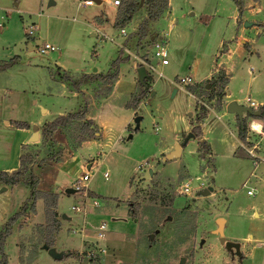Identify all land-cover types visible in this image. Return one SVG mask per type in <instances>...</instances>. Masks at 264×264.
Returning a JSON list of instances; mask_svg holds the SVG:
<instances>
[{"label":"rangeland","instance_id":"obj_1","mask_svg":"<svg viewBox=\"0 0 264 264\" xmlns=\"http://www.w3.org/2000/svg\"><path fill=\"white\" fill-rule=\"evenodd\" d=\"M54 1L53 4H48V0H0V13L3 15L0 20L4 22V27L0 28V60L16 57V61L10 66L0 69L1 84L6 83V80L12 81L10 76H14L16 81L11 82L10 86H23L26 89L30 87L26 81H31L33 77L37 80L49 78L52 81L50 97H43V91L38 87L31 93L36 105L46 101L55 108L74 106L71 110L80 113L65 127L53 129L44 127L45 123L38 127L39 141L25 153V168L20 172L22 181H28L27 175L31 172L35 191L32 196H29V185L0 182V225L26 202L25 211L11 226L13 232L10 230L9 234H13H8L3 242L6 262L7 256L9 264L17 256L12 244L14 237H30L31 242L40 244L45 235L50 233L45 226V199L39 197L41 193L47 192L42 186H38L40 179L43 181V171H47L54 163L69 162L74 158L80 162H84L87 157L99 158V155H95V150L91 151L87 146H83L78 153L74 154V151L82 139L93 138L97 132L94 127L93 131L86 128L84 113L89 112L101 96H105L111 82H93L85 88L86 95L81 92L77 97L71 98L69 93H60H65L66 88L72 87L58 77L55 61L65 67L66 74L77 79L89 64L92 65L90 71L92 68L103 70L116 57V50L120 49L121 55H127L129 48L141 55L142 63L139 66L148 70L145 64L154 62L155 44L164 43L168 65L162 69L164 76L149 86L152 94L148 92L146 102L140 107L138 128L134 129L131 122L123 132L121 142L110 154L112 159L98 166L87 181L76 183L77 190L74 193H61L58 200L56 198L58 209L71 217L70 221H66L68 228H65L66 225L60 226L58 216L59 227L56 232L59 233L53 234L54 237L56 234L59 242L56 250L61 252L68 249L69 253L61 259L51 260L40 250L39 253L44 255L45 260L38 257L33 264H82L84 258V264H264V117L253 118L247 113L241 114L245 136L243 140L237 137L233 155L228 153V145L232 144L231 136L225 134L227 130L219 129L211 137L212 140L209 139L211 144L209 143V149L203 157L197 152L198 141L202 138L189 137L181 146L178 157L163 160L158 149L172 142L171 135H166L161 127L157 132L153 129V122L161 125L159 117L168 109L170 115L181 113L185 118L190 112L187 109L190 98L179 89L172 95L175 85L170 84L167 79L181 84L179 78L189 73L188 65L195 67L198 74L203 76L216 66V61L224 63L208 79L201 81L197 90L190 87L197 103L190 112L191 116L194 114L196 117L195 121L203 112L207 114L221 109L226 111L227 102L222 101L219 87L226 78V69L232 74L225 87L230 97L249 96L255 102L264 101V0H171L167 16H164L162 10L156 18L146 19L143 38L139 37L142 30L139 29V23L147 15V0H136V10L131 15V20L121 28L113 27V20L122 0L116 6L105 0L93 1L87 5L78 0ZM110 9L113 15L110 23L113 33L107 36L100 32L90 35L93 31L79 21L83 13L111 15ZM235 10L236 26L231 23ZM243 20L248 21L245 26ZM32 21L38 26L40 24L39 31H35L33 37L38 36L42 43L53 44L56 50L54 47V51L44 54L27 50V43L31 39L26 31L29 23L34 31ZM240 27L245 29V37L252 38L251 45L244 40L242 45L247 51L240 53L239 47L227 51L231 47V38ZM121 29L123 33L120 32ZM106 38L114 39L118 45L106 41ZM221 39L223 43L218 48V41ZM119 64L118 67H124L123 62ZM167 74L172 75L169 77ZM220 74L223 78L219 77ZM254 75L255 78L249 81V77ZM136 91H139V87ZM209 95L213 96L212 99H209ZM260 107L251 108L259 110ZM34 111V118L53 119L46 113H41L36 106ZM53 112L51 109V116L55 115ZM236 118L234 115V124L227 125L231 132L236 130L237 136ZM253 122L260 124V132L252 131ZM43 129L46 136L42 138ZM178 137L180 144L185 135L181 138L179 133ZM141 158L149 164L144 165L137 175V170L132 172L131 167ZM76 165L77 163L72 164L67 172L73 179L77 173ZM146 167L151 169V174L139 179L136 186L137 177L147 173ZM104 172L106 178L103 176ZM186 181L189 182L188 191L179 192L180 185ZM81 183L86 184V189L98 192L102 197L96 201L98 205L105 207H115L114 204L118 202L116 199L125 200L129 191L125 203L130 212L127 213L126 222H114L109 215L95 216L96 207L91 206V199L86 200L89 205L85 208L88 215H91V222L86 228L95 236L102 232L104 239L100 240V244L86 245L87 248L82 253L75 254L81 243L80 235L78 231L71 229L79 227L80 213L77 209L71 210L70 206H83V188L78 186ZM208 186L212 190L202 194ZM246 190H250L251 195H247ZM105 200L107 203H104ZM253 201H256V207L252 206ZM252 210L257 211L259 216L248 218ZM219 217L225 221L222 227L223 238L225 241L239 243L240 255H237L234 248L222 245L213 232ZM102 222L105 223V228L99 229L98 225ZM260 233L262 243L243 241L244 237L249 239L250 234L254 238ZM35 247L31 245L24 254V259L31 258ZM181 257L183 262L180 263Z\"/></svg>","mask_w":264,"mask_h":264},{"label":"crops","instance_id":"obj_2","mask_svg":"<svg viewBox=\"0 0 264 264\" xmlns=\"http://www.w3.org/2000/svg\"><path fill=\"white\" fill-rule=\"evenodd\" d=\"M100 1L101 0H99V2ZM105 1L109 4H112L115 6L117 5V4H113L112 0H105ZM54 2L55 1L53 0V3ZM78 2H80V0H78ZM53 3H51V4H53ZM170 4H171V0H167V5L162 11L164 16H167L169 14ZM84 5H87V4H84ZM110 11H111V9H110ZM37 14L40 15V13H37ZM80 14H82V13H80ZM2 17H3V15L0 13V19ZM236 17H237V10H235L233 12V17L231 19V23L232 24L235 23V26H236V20H235ZM112 18H113L112 11H111V15H108L106 13H103V14L102 13H90V14L83 13L81 18L79 19V21L82 22L83 24H85L86 27H88L89 29H91L93 31V32H90V35H94V33L100 32V33H104L107 36L108 34L113 33V30L110 26V23L113 20ZM131 18L128 21H126V23H128L131 20ZM72 19H74V18H72ZM32 22H34V21H32ZM244 26H245V24H244ZM2 27H4V22L0 20V28H2ZM33 27H34L33 28L34 31H32V33H31V37H30L31 41H30V43H27V50H29V51L36 50L37 45H35V48L33 49L32 44H34L36 40H39L38 36L33 37V33L35 31H39L40 24L38 26V24L36 22H34ZM244 32H245V29L240 27V29L236 32V34L231 38V40H232V42L230 43L231 45L229 44V46H231V47H229L227 49V51H231V48H233V47L237 48V49L239 47L240 53L247 51L243 47L244 45H242V42H244V40H245L247 42V44L251 45L250 42H252L251 41L252 38L245 37ZM37 35H38V32H37ZM164 35L165 34L163 33V39H164V42L166 43V39H165ZM222 40L223 39L218 41V48L220 47V44L223 43ZM17 41H19V40H17ZM106 41L112 42L115 46L118 45V42H116L114 39L110 40V39L106 38ZM51 45H53V44H51ZM55 50H56V47H55ZM117 51L118 50H116V52ZM121 57L126 58V60L123 62L124 67L123 68L121 66H119L120 68L118 67L116 78L111 83L109 91L105 94V96L103 95L98 99L97 104H93V106H91V108L89 109V112L84 113L85 120H91L93 123L91 128H93V127L96 128L97 132L94 133L93 138L82 139L79 142L78 147L74 151V154L78 153L83 146H87L88 148L91 149V151L95 150V155H99V158L94 159L93 157H87V158H85L84 162H83V160L81 162L76 161V158H74L72 161H69V162L63 161V162L54 163V164L50 165L51 167L50 166L48 167L50 170L47 169V171H45V170L43 171V174H42L43 181H42V179H40L38 186H42V188H44V190L47 192H52V193L57 194V200H58L59 195L61 193H64L63 190L66 187L77 186L76 183H78L80 181L79 178L85 172H87V174H88V178H87V180H88L91 173H94L97 170L98 166H100L104 161L108 162V160L112 159L110 157V154L113 152L114 147L117 144H119V142H121L122 134L125 131V129L129 127V124L131 122H133V124H134V129L138 128L139 121L137 124H135L133 119L135 116H137L139 114L138 112L140 111L141 105L146 102L147 96L149 95L148 92L150 89H148V91L145 92V94L139 100L138 105L135 108L126 106V104L131 99V96L137 92L136 90L138 88V86H137L138 82H137V78H136L137 76H135L136 75V68L142 63V59L140 58L141 55L139 56L138 53H135L134 51H132L129 48H127V55L126 54L121 55ZM176 60H178L177 57H176ZM55 62L56 63L54 64V66L58 67L60 70L66 71L64 69L65 68L64 66L59 64L57 61H55ZM110 62H111V60L109 61L107 68L100 70V71H97V69H95V68H92V71H90V68L92 65L89 64L87 66L86 70H83V72H81V74H104L107 71ZM216 62H217L216 66L212 70H209L208 72H206L203 76H200V74H198V72L195 70V67H190V65H188L187 70H189V73L192 72V74L188 73V74L182 75L180 78L186 77L187 81L186 82H180L179 81L181 84H178L177 81L173 82L172 79L167 78L168 82L170 84L175 85V88H174L175 92L177 89L182 90L187 94L188 98H190V103L187 106V109L189 108L190 112H192L191 110L195 109V104L197 105L196 98H195L194 94L189 90L190 87H191V89L197 90L198 84L201 81L208 79L210 77V75H212L214 72H216L218 70L216 68L218 66H220V64H224L223 61H220V60L216 61ZM148 64H150L152 69L145 70V71H146V75L149 72L148 73L150 75L149 86H151V83H153L154 81H156L158 79H161L164 76L162 73V69L164 68V66L168 65V60H167L166 64H160L154 58V62L149 61ZM224 68H226V67H224ZM226 71H227L226 81H225L223 91H222V95H221L223 102H228V100L231 99V100L235 101L236 103L249 106V101H252L253 105H255V108L258 106L264 107V101L255 102L249 96H243L241 98L240 97H230L229 92L227 90L225 91V87H226V83H227L228 79L231 78L232 74H231V71H229L227 69H226ZM1 74H5V72H2ZM167 75L169 77H171L172 74H167ZM5 76H6V74H5ZM255 76L256 75L250 76L249 81L254 79ZM10 77H11L12 81L6 80V83L9 85H6V83L1 84V82H0V172H7V173H9L12 170H15L19 167V157L21 155H25V153H27V151L29 149H31L34 146V144H36V142L39 141L40 135L38 132V127L42 123H46L50 120V119L46 120L45 118H40V117L34 118V112H35L34 107L35 106L41 110V113H46L45 115H49V117H52V118H54L58 115H64L66 113L75 112V110H71L74 108V106L70 107V106L66 105V106H60V107L55 108V107H52L51 104H49V103L47 104L46 101L44 102V104L38 102L39 104L36 105L37 102L35 101V99L32 98L31 93H32V91H34L38 87L43 91V93H41V95L43 97H50L51 96V82L52 81L49 78L44 77L43 79L37 80V78L33 77L31 79V81L30 80L26 81L27 83L30 84V87H26V89H24L25 87H23V86L11 87L10 86V84H12L11 82L16 81V78L14 80V76L13 77L10 76ZM174 78H176V77H174ZM17 80H18V78H17ZM93 82H99V81H97V80L87 81V82L79 85L78 91L73 89V88H66L67 90H65V93L63 91L60 93H63V94L69 93L70 94L69 96L71 98L77 97L78 95H80L81 92L86 95L87 91L85 90V88L90 86L91 84H93ZM66 87H68V84L66 85ZM151 94H152V92L150 93V95ZM231 100H229V101H231ZM198 102H201V101L198 100ZM201 104L205 106V104L203 102ZM51 109L54 110V112H53V113H55L54 116H51L52 115ZM224 113H226L227 115H225ZM232 114L233 113H228L227 111L224 112V110L221 109V110H217V111H212V113L208 112L207 114H204L200 118L197 115L198 119L195 121L196 117H194V114L192 116H191V113H190V115L186 114V118H185V117H183V114H181V113H178V114L173 113L172 115H170V111L168 109L162 116L159 117L161 120V125H158V124L156 125V122H153L154 132H157L158 130H160V127H161V129L163 131H165L166 135L167 134L171 135V139H172V142L167 143L165 146L158 149L159 156L169 152L172 148L173 143L174 144L179 143V140H178L179 139V137H178L179 133L181 135V138H182V135L186 136L187 133H189L192 126H194V125L198 126L199 134H200L199 137H201L202 139H204L206 141L208 147H209V143L211 144L209 139L212 140V138L214 137V134H216L215 132L218 133L219 129L227 130V131H225V134L228 133L231 136V142H232V144L230 143L228 145V153L233 155L234 150H235L234 146H235V143L237 142V136H236L235 128H234L235 131H233V132H231L228 129L229 124H234V115H232ZM230 116H233V117H230ZM140 119H141V116H140ZM225 121H226V124H225ZM221 126H223V127L221 128ZM33 127H36V131H37V139L34 141L30 140L32 133H33ZM127 138L128 137H126V139ZM180 149H181V147H180ZM88 160H90V161H88ZM75 163H77V165H76L77 170L75 169V171H77V173L75 174L74 179H73L67 172L70 169V167L72 166V164H75ZM147 164H149L148 161L143 160L141 158L138 161H136L135 166L131 167V171L133 172V171L137 170L136 173L138 175L139 174L138 171L144 165H147ZM255 165H256V163L254 164V166ZM148 168L146 167V170ZM79 171H80V173H79ZM104 173H106V172H104ZM67 175L70 177H68ZM138 177H140V175ZM132 179L134 180V177ZM137 181L138 180L135 181L136 186H137ZM78 186L83 188V191L81 194L82 197L84 198V201L81 202V203H83V206L82 207L70 206L71 210H73V208L76 209L75 207H77V212L80 213L79 227L71 229L72 231H78V233L80 235V242L81 243H80L79 247L76 249L75 254L82 253V250H85L87 248L86 245L91 244V243L94 245L100 244V240L104 239L102 232L96 233V236H95L91 232H89L88 228H86V225L90 224V222H91V218H90L91 215H88V210L85 208L89 205V203L86 202V200L91 199L92 200L91 206L96 207L97 210L94 213L95 216L96 215H109L110 219L114 222H116L118 220H122L123 222H126L127 221V213L130 209L129 207L127 208V203H125V202H127V200H126L127 195L130 194L129 191L127 192V194L125 196L126 197L125 200L124 199H120V200L116 199L118 202H116L114 204L115 207H105L103 205H101V206L98 205V203L96 201L101 196V195H99L98 192H94L92 189H89V188L86 189V184H84V183L83 184L81 183ZM87 191L89 193H92V195H95V197H89V194H86ZM65 195H69V194H65ZM96 195L98 197H96ZM104 203H107L106 200ZM256 205H257L256 201H253L252 206L256 207ZM55 211L57 213V220H58V216H60V218H59V221L61 224L60 226L64 227L66 225L65 228H68V224L66 223V221H70L71 217L67 216L66 213H63L62 211H60L58 209L57 202H56V206H55ZM251 216L258 217L259 214L257 213V211L252 210L249 212L248 218ZM63 218H65V220H63ZM89 218H90V220H89ZM64 221L66 224H64ZM224 223H225V221H224ZM101 224H103L102 229H104L105 223L102 222ZM70 226L74 227L72 225V223H70ZM99 226L100 225H98V227ZM11 231L13 232V230H11ZM58 233L59 232L57 231L56 234H58ZM11 234H13V233H11ZM11 234H9V235H11ZM56 234L54 237L53 245L51 247L54 249L55 252L60 254L59 257L54 258V257L50 256L47 253V250L43 248L42 242L40 244H36V243H33L30 241V237H27V238L24 237L23 238V237H17L16 236V239L14 237L15 240L14 239L12 240V244L14 246V249L16 250L17 256L15 257V260L10 264H33V262L38 257H41L42 261H43V260H45V257H44V255H42V253H39L40 250L44 251L50 258H52L51 260L61 259L62 254L63 253H69L70 250L67 249V250H63L61 252H58L56 250V245L59 243L56 239ZM216 236H217V234H216ZM252 237L253 236L250 234L249 239L244 237L243 241L247 242V240H249V241L252 240L251 243H253V244L262 243L263 237H262L261 233H260V235H257L254 238H252ZM221 244L224 245L223 243H221ZM237 244H238V248H239V243H237ZM31 245L36 246L35 249H33V251H32V254L33 253L34 254L31 256V258H25L24 259V254H26L28 252ZM72 251H74V250H72ZM237 255H240V254L237 253ZM241 258H243L242 255H241ZM8 260H9V257L7 256V264H9ZM82 264H84V263L82 262Z\"/></svg>","mask_w":264,"mask_h":264},{"label":"trees","instance_id":"obj_3","mask_svg":"<svg viewBox=\"0 0 264 264\" xmlns=\"http://www.w3.org/2000/svg\"><path fill=\"white\" fill-rule=\"evenodd\" d=\"M148 1V7H147V15L145 18H143L139 23V29L141 30V33L139 35L140 38H143L145 36L146 30L143 28L144 24L146 22V19H154L156 18L160 12L166 7L167 0H147ZM136 10V0H122L120 6H117L116 9V15L113 20V27L121 28L123 24L128 21L132 15V13ZM126 60L125 57H121V51L120 49L117 51L116 57L110 62L109 67L107 71L104 74H81L79 78L74 79L68 74L65 73V71L61 70L56 67L58 77L63 80L67 81L69 85L75 89L78 90V87L80 84L85 83L87 81L97 80V81H104L107 80L109 82H113L117 75V67L120 62H124ZM16 61V57H12L8 60H0V69L4 70L6 67L10 66L13 62ZM220 78H223V76L220 74ZM150 80V76L147 73L145 78L143 79L142 83H137V86L139 87V91L136 92L131 96V99L126 104V106L135 108L138 105L139 100L143 97L145 92L149 89L148 81ZM226 81V78L224 82ZM219 86L221 89L220 95H222V88L224 87V83ZM209 88V87H207ZM219 95V96H220ZM209 99H212V95L208 96ZM80 113L78 111L72 112V113H66L64 115H58L54 117L52 120L46 122L44 124V127L48 128H56V127H65L68 122L78 117ZM204 115V112L201 116ZM248 116H251L253 118H262L264 117V107L259 108V112L256 115L248 114ZM199 117V118H200ZM84 125L88 130L93 131V128L91 126L93 125L91 120H85ZM236 127H237V137L239 140H243L245 136V125L243 120L236 118ZM189 133L192 134L193 137H199V128L197 125L192 126ZM45 130H42L41 137H45L46 135ZM200 138V137H199ZM209 147L205 140L199 139L198 141V148L197 152L201 157L204 156L205 153H207ZM25 155H21L19 157V167L15 170H12L11 172H0V182L3 184L8 185H15L17 183H24L25 185L30 186L29 190V196H32L34 191L33 186V177L31 175V172H28L27 179L28 181H22V178L20 176V172L24 170V164L23 159ZM30 182L32 184H30ZM89 196H92V193H89ZM40 198L45 199L44 201V215L46 217V225L49 229L48 232L49 235H45V239L43 240L42 244L45 245L47 248L52 246L53 243V234L56 232V230L59 227V222L57 220V213L55 211L56 206V194L52 192H43L39 195ZM26 209V202H24L18 211L14 212L11 216H9L6 221L0 225V264H7L6 262V255L3 252V242L7 235L10 233L11 226L15 222V220L20 217L23 212ZM68 253H63V256H66Z\"/></svg>","mask_w":264,"mask_h":264},{"label":"water","instance_id":"obj_4","mask_svg":"<svg viewBox=\"0 0 264 264\" xmlns=\"http://www.w3.org/2000/svg\"><path fill=\"white\" fill-rule=\"evenodd\" d=\"M95 2H99V0H93ZM53 3V0H48V4H51ZM248 21L244 20L243 21V24H247ZM40 43L39 40H36L34 45H33V49L35 48V45H38ZM136 76H137V82L138 83H142L143 82V79L145 78L146 76V71L144 69L143 66H138L136 68ZM175 92V89H172V92L171 94L173 95ZM225 110L228 112V113H233L238 119L241 118V114L244 112V113H248V114H252V115H256L259 110H256V109H252L251 107H248V106H245V105H241V104H238L236 103L235 101L231 100V101H228L226 104H225ZM188 115H190V113H188ZM140 120V116L137 115L134 117L133 121L135 124L138 123V121ZM130 136V135H129ZM128 136V137H129ZM189 137H193L191 133H187V135L184 137V139L182 140V142L179 144V143H175L173 145V148L163 154V160H170L172 158H176L178 157L179 155V152H180V147L181 145H183L186 140L189 138ZM37 139V131H36V127H33V133H32V136L30 138V140L34 141ZM151 174V169H148L147 170V173H144L143 175H141L140 177L137 178V180L139 179H143V177H148L149 175ZM4 187H2L1 190H3ZM77 189L75 187H66L63 191L65 194H70V193H73L74 191H76ZM212 190V187L208 186L207 189H204L202 191V194H207L209 193L210 191ZM223 223H224V219L219 217L216 219V229H214V233L217 234L218 236V239H219V242L220 243H223L226 247H232L235 249L236 253L239 252L238 250V244L236 242H232V241H225L224 238H223V231H222V227H223ZM43 248L47 250V253L54 257V258H57L60 256L59 253L55 252L54 249L52 247H49L47 248L45 245H43ZM86 262V259L84 258L83 259V263ZM179 262H183V258L181 257L179 259Z\"/></svg>","mask_w":264,"mask_h":264},{"label":"built area","instance_id":"obj_5","mask_svg":"<svg viewBox=\"0 0 264 264\" xmlns=\"http://www.w3.org/2000/svg\"><path fill=\"white\" fill-rule=\"evenodd\" d=\"M93 0H80V3L82 4H90L92 3ZM113 4H118L119 0H112ZM121 33H123V29L120 30ZM27 35L31 37V33H32V24L29 23L27 26V31H26ZM54 50V46L47 43V42H40L37 46H36V51L40 54H44L48 51H53ZM153 57L158 61V63L160 64H166L167 62V51L165 48L164 43H157L155 44L154 48H153ZM147 66V69L150 70L152 69V67L150 66V64H145ZM180 82H186L187 78L183 77V78H179ZM249 106L251 107H255V105H253L252 101H249ZM254 131V130H252ZM104 178H106V173L103 174ZM88 178V174L87 172H85L80 178V181H86ZM189 189V182L186 181L184 183H182L179 187V192L181 193H186ZM246 194L247 195H251V191L250 190H246ZM77 209V207H75ZM100 229L103 228V224H100L99 226Z\"/></svg>","mask_w":264,"mask_h":264},{"label":"bare ground","instance_id":"obj_6","mask_svg":"<svg viewBox=\"0 0 264 264\" xmlns=\"http://www.w3.org/2000/svg\"><path fill=\"white\" fill-rule=\"evenodd\" d=\"M252 128L253 130L260 132V124L253 122Z\"/></svg>","mask_w":264,"mask_h":264}]
</instances>
